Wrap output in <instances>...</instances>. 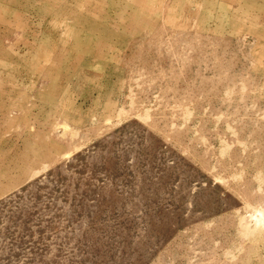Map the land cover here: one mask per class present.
<instances>
[{"label": "rangeland", "instance_id": "374dc122", "mask_svg": "<svg viewBox=\"0 0 264 264\" xmlns=\"http://www.w3.org/2000/svg\"><path fill=\"white\" fill-rule=\"evenodd\" d=\"M256 207L264 0H0V264H264Z\"/></svg>", "mask_w": 264, "mask_h": 264}, {"label": "bare ground", "instance_id": "6f19581e", "mask_svg": "<svg viewBox=\"0 0 264 264\" xmlns=\"http://www.w3.org/2000/svg\"><path fill=\"white\" fill-rule=\"evenodd\" d=\"M65 127H67V124L65 125ZM257 208V207H256ZM251 217L254 219V223L256 224V227H263L264 228V209L263 208H257V209H255V211H254V213L253 214H251ZM249 220H252V219H249ZM253 221V220H252ZM249 224V223H248ZM247 224V225H248ZM250 224H252V223H250ZM249 224V225H250ZM248 225V226H249ZM254 225V224H253ZM255 226V225H254ZM253 226V227H254ZM250 227V226H249ZM252 227V226H251ZM252 227V228H253ZM256 227H254V228H256Z\"/></svg>", "mask_w": 264, "mask_h": 264}]
</instances>
